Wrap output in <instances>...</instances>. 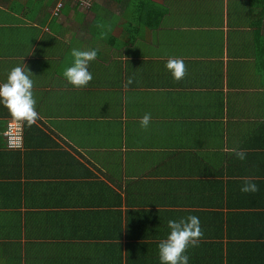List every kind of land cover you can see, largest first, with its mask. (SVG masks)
Segmentation results:
<instances>
[{
	"label": "crops",
	"instance_id": "1",
	"mask_svg": "<svg viewBox=\"0 0 264 264\" xmlns=\"http://www.w3.org/2000/svg\"><path fill=\"white\" fill-rule=\"evenodd\" d=\"M56 2L0 0V81L29 70L38 112L9 149L14 119L0 105V264H159L169 219L211 218L198 167L223 158L233 184L264 189V0H69L54 16ZM72 48L97 50L84 87L62 75ZM169 58L183 61L181 79ZM5 197L19 201L11 215ZM260 212L248 224L224 212L189 264H230L220 253L248 243ZM94 231L106 240L74 236Z\"/></svg>",
	"mask_w": 264,
	"mask_h": 264
},
{
	"label": "clouds",
	"instance_id": "2",
	"mask_svg": "<svg viewBox=\"0 0 264 264\" xmlns=\"http://www.w3.org/2000/svg\"><path fill=\"white\" fill-rule=\"evenodd\" d=\"M70 55L72 61L63 69L62 75L73 87H84L92 79L89 64L95 60L97 50L72 48ZM165 68L171 72L173 79L179 80L184 76V63L179 58H169ZM29 72L19 65L10 69L6 78L0 81V105L8 110L14 120L31 125L38 119V112ZM150 120V115L145 113L140 118V126L147 128ZM232 152L237 159L241 161L245 159L246 153L243 150L234 148ZM239 190L242 193L256 192L257 184L251 178L245 177ZM167 228V235L157 245L159 264H189L187 249L196 247L202 236L199 217L188 215L169 219Z\"/></svg>",
	"mask_w": 264,
	"mask_h": 264
},
{
	"label": "trees",
	"instance_id": "3",
	"mask_svg": "<svg viewBox=\"0 0 264 264\" xmlns=\"http://www.w3.org/2000/svg\"><path fill=\"white\" fill-rule=\"evenodd\" d=\"M68 1V0H65ZM63 1V4L64 2ZM7 121V120H6ZM5 121V126L7 122ZM22 123V122H21ZM4 126V128H5ZM24 122L22 123V136H24ZM2 137L4 140L3 132ZM4 146L5 140H4ZM11 149V148H9ZM13 149V148H12ZM221 161L217 160L214 163L200 166L198 167V170L200 172L199 177H203V179L199 180L198 183H200L199 191L201 195L199 196V200L197 201V204L203 205L205 204V208L207 211H211L208 216H211L210 219H206V216L202 218L201 221V231L202 236L200 239L203 238L204 235H210L213 232H217V228L219 227V221L220 219L223 221L225 218L224 212L229 211V209L232 208V214L233 217H241L240 221L243 222V224H248L252 222L254 215L257 213V211H261L260 215L263 217L264 220V200L261 199V194L264 191L262 186L257 187L256 192H249L244 195V198L241 197L240 194V186H237L231 182L230 176L232 175L230 168L228 167L229 162H225V159L220 158ZM77 177L83 176V166H80L79 160H75ZM9 176L7 175H0L1 179H6ZM229 179V180H228ZM211 184V185H209ZM91 186H88L90 189ZM208 195H206V193ZM12 194V193H9ZM212 194V195H209ZM7 198V207L12 208L11 211H8V214L11 215L12 212H15L14 209L19 205V201L15 200L13 198ZM244 199V201H243ZM80 205V204H79ZM112 216V213L110 214ZM10 219H7L9 222ZM221 228V227H220ZM258 232V233H257ZM250 237L248 238V234ZM247 237H245L242 240L247 241L248 243L245 244V246L234 247L235 245H232V247L227 249V254L224 256L222 253H220L222 262L223 260L227 263L232 264H242L243 257L248 258L249 256L252 257H258L260 259V262L258 264H261L262 255L258 253V248L263 247L264 248V238H258L256 236V233L258 235L264 234V222L258 221L255 219V221L252 224V229L247 230ZM220 234V233H219ZM74 236L77 237V241L81 243H96V241H99L100 243L106 240V238L103 237V234L101 232H89V233H80V234H74ZM221 237V235H220ZM87 241V242H82ZM200 242V241H199ZM253 242L254 244H251ZM210 243V242H209ZM210 245H212L210 243ZM78 247H80L78 245ZM219 253V252H218ZM87 264V263H84Z\"/></svg>",
	"mask_w": 264,
	"mask_h": 264
},
{
	"label": "built area",
	"instance_id": "4",
	"mask_svg": "<svg viewBox=\"0 0 264 264\" xmlns=\"http://www.w3.org/2000/svg\"><path fill=\"white\" fill-rule=\"evenodd\" d=\"M63 1L65 0H57L55 3L52 14L58 15L60 9L63 6ZM75 4H77L81 8H87L90 4V0H71ZM3 136L5 140V145L7 148H20L23 143L22 136V123L21 121L9 120L3 131Z\"/></svg>",
	"mask_w": 264,
	"mask_h": 264
}]
</instances>
